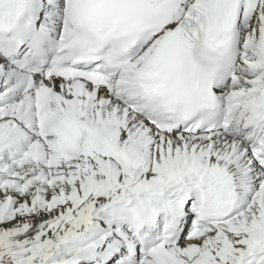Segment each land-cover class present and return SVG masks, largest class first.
<instances>
[{
  "label": "snow or ice",
  "instance_id": "6c2138e0",
  "mask_svg": "<svg viewBox=\"0 0 264 264\" xmlns=\"http://www.w3.org/2000/svg\"><path fill=\"white\" fill-rule=\"evenodd\" d=\"M0 264H264V0H0Z\"/></svg>",
  "mask_w": 264,
  "mask_h": 264
}]
</instances>
